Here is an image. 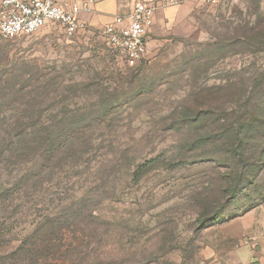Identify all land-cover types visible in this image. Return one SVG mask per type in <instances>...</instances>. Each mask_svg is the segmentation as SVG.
I'll return each instance as SVG.
<instances>
[{"label": "rangeland", "instance_id": "374dc122", "mask_svg": "<svg viewBox=\"0 0 264 264\" xmlns=\"http://www.w3.org/2000/svg\"><path fill=\"white\" fill-rule=\"evenodd\" d=\"M258 3L264 17V0L191 1L183 18L153 40L151 54L139 68L122 66L99 33L68 36L58 24L0 39V104L16 98L19 105L14 91L27 78L45 73L59 76L61 84L51 94L58 96L46 103L57 108L44 112L42 119H67L62 106L92 109L99 95L96 87L85 88L90 83L101 81L117 104L96 131L91 163L23 198L22 213L7 218L0 264H29L27 249L36 246L32 230L49 213L69 224L59 249H51V241L45 250L51 255L39 264H239L240 256L244 264H264V197L256 195L255 184L247 185L246 199L241 196L229 205L222 221L203 225L202 201L216 198L223 182L213 179L227 165H217L210 154L195 157V150L184 147L188 135L168 129L172 120L183 118L177 110L196 82L222 86L210 94L218 99L211 97L205 105L209 111L212 102L215 112L231 111L239 93L249 96L258 89L257 80L264 89V43L236 39L250 33ZM150 159L155 163L141 171L140 164ZM257 163L262 172L256 184L264 190V159ZM81 200L85 212L80 214L74 210Z\"/></svg>", "mask_w": 264, "mask_h": 264}, {"label": "trees", "instance_id": "16d2710c", "mask_svg": "<svg viewBox=\"0 0 264 264\" xmlns=\"http://www.w3.org/2000/svg\"><path fill=\"white\" fill-rule=\"evenodd\" d=\"M257 5L258 12H254L257 21L252 28H248L250 33L244 31L239 37L236 36L243 44L264 43V17L259 14L260 3ZM257 37H261V41H255ZM58 77L45 73L27 78V83L13 93L17 96L19 105L15 104L16 98L9 99L14 104H0V114L3 115L0 116V174H5V178L0 181V244L6 242V223L22 213L23 198L30 199L39 190L47 189V186L53 185L60 178V174H68L70 170L77 171L91 163L93 141L99 138L96 131L103 128L107 116L114 114L117 108L113 93L101 81H97L99 83L96 86L92 83L85 86L88 91L91 87L97 88L95 95H99V100L93 104L92 109L87 111L80 107L72 110L68 106H62L59 107L60 113L67 119H42L44 112L51 113L57 108L53 103H46L58 96L57 93L51 96L54 91L59 90L61 81ZM262 77L264 78V73L260 75ZM257 82L258 89L249 96L239 93L232 100L235 106L228 112H215L212 110V102L207 104L209 111L205 107L208 100L212 101L211 97L218 99L215 98V93L210 94L212 91L219 93L221 85L206 86L196 82L185 95V102L179 107L181 110L176 109L183 114V118L172 120L168 127L186 138L188 135L184 147L190 151L195 150V157L204 159L210 154L217 165H227L224 166L227 170L220 172L221 174L218 172L213 179L215 183L218 180L223 182L216 192V198L201 200L204 203L201 204L199 215L203 225L222 221L233 201H239L241 196L245 199L249 196V184L254 183L256 195L264 197L262 186L260 183L256 184V178L262 172L257 161L264 159V89L262 90L263 81ZM65 90L70 92V89ZM259 143H263L262 148L258 147L261 145ZM252 158L254 162H249ZM154 163L155 160H146L140 164L139 169L144 171ZM82 200L74 210L76 213L85 212ZM45 218L47 219L32 230L36 246L35 250L27 249L29 264H39L41 257L50 256L45 251L49 246L58 250L63 229L69 224L65 219L62 223L59 218L51 217L50 213ZM13 239L19 241V238ZM51 241L53 244L48 246ZM22 248L24 245L21 243L17 250L21 251ZM4 258L0 256V260Z\"/></svg>", "mask_w": 264, "mask_h": 264}, {"label": "built area", "instance_id": "2783aa9c", "mask_svg": "<svg viewBox=\"0 0 264 264\" xmlns=\"http://www.w3.org/2000/svg\"><path fill=\"white\" fill-rule=\"evenodd\" d=\"M191 1L218 4L221 0H137L126 14L116 15L101 31V38L122 66L135 67L151 54L148 35L160 8ZM90 11L88 0H0V39L31 35L58 24L68 36L85 28L80 17Z\"/></svg>", "mask_w": 264, "mask_h": 264}, {"label": "crops", "instance_id": "0c3cea01", "mask_svg": "<svg viewBox=\"0 0 264 264\" xmlns=\"http://www.w3.org/2000/svg\"><path fill=\"white\" fill-rule=\"evenodd\" d=\"M66 2L78 0H65ZM90 2V11H84L80 14L81 19L85 23V28L82 33H99L100 38L103 28L110 24L114 17L119 14H126L137 0H88ZM187 12L185 5H174L160 8L157 11L156 21L152 27L148 39L151 42L168 32L174 27L183 15ZM239 264L242 262V256L239 257Z\"/></svg>", "mask_w": 264, "mask_h": 264}]
</instances>
